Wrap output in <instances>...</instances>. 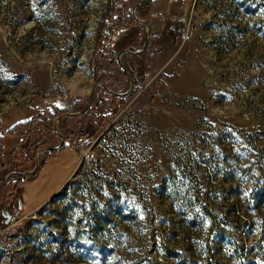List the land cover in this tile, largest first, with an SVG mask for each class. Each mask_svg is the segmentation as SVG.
Listing matches in <instances>:
<instances>
[{
    "label": "rangeland",
    "instance_id": "obj_1",
    "mask_svg": "<svg viewBox=\"0 0 264 264\" xmlns=\"http://www.w3.org/2000/svg\"><path fill=\"white\" fill-rule=\"evenodd\" d=\"M122 1L0 0V264H264V0Z\"/></svg>",
    "mask_w": 264,
    "mask_h": 264
},
{
    "label": "trees",
    "instance_id": "obj_2",
    "mask_svg": "<svg viewBox=\"0 0 264 264\" xmlns=\"http://www.w3.org/2000/svg\"><path fill=\"white\" fill-rule=\"evenodd\" d=\"M138 1H140V0H124V1H122V5L123 6H125V7H127V8H130V10H131V8L132 7H134V5L138 2ZM152 1L153 0H147V1H144V2H142V3H140V4H138L137 6H136V8H135V11H139L141 8H149L150 7V5L152 4ZM128 3V4H127ZM117 10H120L121 11V8H119V9H116V11ZM133 14H131L130 12H129V15H128V21L129 20H132L131 22H133V23H138V21L136 20V18L135 17H133L132 16ZM134 24V25H135ZM115 29H120V30H122L123 32L114 40V41H112V43H113V45H114V47H117V48H123V47H125V46H128L129 44H130V42H132L133 41V39H134V34H135V32H136V29H133V28H131V29H127V25H121V26H116V27H114ZM114 28H112V29H108V35L110 34L111 36L114 34ZM167 32V33H166ZM174 32H175V30H174V28H171V27H165L164 28V30L162 31V38H166V39H174ZM137 56V55H136ZM128 71V70H127ZM120 73H122V74H125L124 73V71L122 70V69H120ZM130 73V72H129ZM118 97V96H117ZM84 109V107L82 108V109H80L79 110V112H81L82 110ZM85 113V112H84ZM84 113H81V115L82 114H84ZM49 116H50V114H49ZM64 119V118H63ZM63 119H61L60 121H59V123L61 122L62 123V121H63ZM68 119V118H67ZM29 119H25V120H23L22 121V123H27V122H29L28 121ZM17 123V122H16ZM58 123V124H59ZM15 124V123H14ZM1 128H3V127H0V129ZM11 128V127H10ZM3 130H5V129H3ZM4 132V131H3ZM3 132H1L0 133V144L2 143V139H3ZM5 132H7V131H5ZM67 133H66V135L68 136V139H74L75 137V135H76V132H79L81 135H83V136H87V137H95V135L97 134V132H94V128H93V125H92V123H86L84 126H82V129L80 130V128H77V130L75 129V131L73 130V129H70V131H66ZM62 135L64 136V134L62 133ZM65 137V136H64ZM65 147V144L63 143V144H61V146L58 148V149H56V150H52V151H50V153H55V152H57L58 150H60V149H62V148H64ZM49 154V153H48ZM43 164H44V161H41L40 163H39V165L36 167V169H35V171L33 172V173H31L30 175H21V177H19L20 176V173H18V172H14V174L10 177L11 179L13 178L17 183H19V184H21L22 185V182L25 180V179H29V178H33L35 175H36V173L38 172V170H39V167H41V166H43ZM15 170H17V169H15ZM78 169L76 168V170H75V172L77 171ZM19 175V176H18ZM72 181H71V179H69V180H67L66 181V183L64 184V186L62 187V189L65 187V186H67V185H69V183H71ZM21 188H22V186H21ZM61 190V189H60ZM60 192V191H59ZM22 193H23V191H22ZM22 196V194H20V197H18V199H17V202H18V205L19 204H22L23 205V197H21ZM41 207H43V205L41 206ZM38 210V209H37Z\"/></svg>",
    "mask_w": 264,
    "mask_h": 264
},
{
    "label": "crops",
    "instance_id": "obj_3",
    "mask_svg": "<svg viewBox=\"0 0 264 264\" xmlns=\"http://www.w3.org/2000/svg\"><path fill=\"white\" fill-rule=\"evenodd\" d=\"M185 0H177L176 2V4H183V2H184ZM170 5H168V0H153L152 1V4H151V6L149 7V10H148V22H149V24H150V28H151V30H153V31H157V32H160V31H162L163 30V28H164V26H165V22L164 21H162L163 19H164V17H167V16H170V15H172V14H174V12H176V8H173V7H170ZM175 15V14H174ZM180 15L179 16H176V20H175V22L176 23H179L180 22ZM162 18V19H161ZM184 20V19H183ZM32 115H28L27 113H25V116H23L22 117V119L21 120H19V121H15L14 123H16V122H20V121H23V120H25V119H27V118H29V117H31ZM8 119V117L6 118V120ZM6 120H5V122H6ZM13 123V124H14ZM4 125L5 126H8V124H6V123H4ZM11 125V124H10ZM0 127H2V126H0ZM1 130V129H0ZM0 133H1V131H0ZM3 140H4V143H5V137L2 139V142H3ZM9 140H11V139H9ZM9 144L11 145V144H14L13 143V140H11V141H9ZM76 168L74 167L73 168V171L75 170ZM67 180V178H65L63 181H62V183H64L65 181ZM62 183L58 186V189H59V187L62 185ZM65 184V183H64ZM63 184V185H64ZM55 191H57V189L55 190ZM54 191V192H55ZM53 192V193H54ZM52 193V194H53ZM51 194V195H52ZM50 195V196H51ZM50 196H48V197H46L44 200H42L39 204H37L33 209H35V208H37L39 205H41L45 200H47ZM32 209V210H33Z\"/></svg>",
    "mask_w": 264,
    "mask_h": 264
},
{
    "label": "water",
    "instance_id": "obj_4",
    "mask_svg": "<svg viewBox=\"0 0 264 264\" xmlns=\"http://www.w3.org/2000/svg\"><path fill=\"white\" fill-rule=\"evenodd\" d=\"M144 1H147V0H140V1H138V2L134 5V7H133V9H132V12L134 13V12H135V8H136V6H137L138 4L144 2ZM138 21H141V22H143V23H145V24L147 25V21H146V20H139V19H138ZM146 47H147V37L145 38L144 44L142 45V47H141L140 49H138V50H136V51L123 50V51H121V52L119 53V55L124 54V53H127V52L136 55V54H139L140 52H143V51L146 49ZM118 62H119V60H118ZM119 64H120L121 69H122L123 71H125V69L123 68V65H122L120 62H119ZM96 85H97V83L94 85V87H95ZM100 85H101V86L104 88V90L107 91L109 94H112V95H115V96H118V97H120V96H124V95L126 94V92H124V93H115V92L109 90L104 84L100 83ZM131 86H132V83L130 82V88H131ZM94 87H93V89H94ZM92 101H93V95L90 97L87 106H86L81 112H85V111L91 106ZM75 114H76V113H75ZM59 119H60V118H58L57 120H59ZM60 138H61V143H60L59 145H57V146H55V147H50V148L42 149V150H40V152H41V151H42V152H43V151H48V152H50V151H52V150H56V149H58V148L61 146V144H63V143L65 142V141H64V136H63V135H60ZM36 167H37V162H36V164H35V166H34V168H33L32 170H30V171H20V172H23V173H25V174H27V173L31 174V173H33V172L35 171ZM21 207H22V205L19 204V205H18V209H21ZM3 214H4V213H3ZM8 217H9V216H8Z\"/></svg>",
    "mask_w": 264,
    "mask_h": 264
},
{
    "label": "built area",
    "instance_id": "obj_5",
    "mask_svg": "<svg viewBox=\"0 0 264 264\" xmlns=\"http://www.w3.org/2000/svg\"><path fill=\"white\" fill-rule=\"evenodd\" d=\"M174 2H176V1L174 0Z\"/></svg>",
    "mask_w": 264,
    "mask_h": 264
}]
</instances>
